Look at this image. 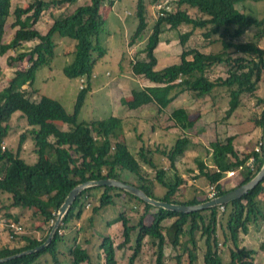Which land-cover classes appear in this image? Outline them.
I'll list each match as a JSON object with an SVG mask.
<instances>
[{
	"label": "trees",
	"instance_id": "trees-1",
	"mask_svg": "<svg viewBox=\"0 0 264 264\" xmlns=\"http://www.w3.org/2000/svg\"><path fill=\"white\" fill-rule=\"evenodd\" d=\"M78 1L32 0L26 6L12 8L11 0H0V55L11 50L15 52V56L10 59L11 64L23 62L26 58L30 63L26 70H16L3 85L5 77L0 65V199L6 198L8 205L5 208L8 211H30L38 219L36 231H42V224H51L43 238L22 236L25 242L23 246L0 247V259L43 245L68 195L86 182L109 179L123 181L140 188L150 198L173 204L197 205L210 200L209 197L203 200L194 197L185 201L176 198L180 187L186 183L178 171L177 163L191 145L189 135L178 137L171 146H158L149 144V139L146 143L143 133L137 134L136 126L130 122L133 118L112 116L103 120H79L91 92L95 67L107 55L100 40L105 30L102 9L106 3L113 8L121 0H90L88 5L79 6L72 13L54 19L46 34L37 29L45 10L73 5ZM154 1L157 6L166 4L157 10L155 24L141 51L143 57L130 62L133 77H142L153 86L145 87L138 81H132L131 96L123 97L120 101L123 107L134 111L153 105L157 107L158 115L168 114L169 128L188 133L200 120V114L195 115L185 107H175L168 112V107L184 93L196 99L210 97L214 107L219 100L223 104L224 101L231 103L245 95L256 97L257 104L264 105V99L256 95L259 83L264 80V48L260 47L264 38V7L254 10L250 6L264 3V0H173L175 7L171 9L170 0ZM137 4L138 26L130 37V47L143 40L148 26L144 0H137ZM190 9L195 10L197 15H192ZM11 17L14 21L10 27L15 33L6 42V27ZM182 26L190 30L180 34L183 47L180 62L157 70L155 50L161 34L165 30H179ZM253 29L257 30L253 41L238 40ZM197 31L209 40V44L220 43V52L204 53L195 48L188 49L187 42ZM58 39L60 42L64 39L75 42L72 52H67L73 54V60L63 67L65 76L85 81L83 88H79L72 113L66 110L60 100L51 96L41 95L38 100H33L38 71L44 67L52 69L58 57ZM32 41H36L32 47L25 45ZM121 66L124 67L123 62ZM219 66L227 69V76L211 79L210 71ZM24 86L33 91L29 93ZM17 113L21 117L17 121L25 120L28 127L20 133L18 149L14 152L4 144L13 116ZM57 123L67 125L69 129L64 130ZM254 124L264 130V110L256 114ZM126 126H129L128 130L131 128L136 131L135 137L141 143L137 154L130 150L124 133ZM236 139L237 136H227L224 141L209 143L211 163L215 167L213 171L209 170L205 161L199 160L197 163L198 177H203L209 187H215L216 197L250 182L264 166V137H261L255 150L246 153L236 148ZM27 140L33 142L37 157L36 163L32 165L21 157ZM145 166L153 172V176ZM232 170H239L240 179L232 188L224 189L221 181ZM127 175H131L135 181L126 180ZM157 185L165 190L163 196L155 193ZM94 192H98V204L92 209L90 223L104 208L118 207L117 199L122 196L134 201L139 207L143 206V213L136 224L124 212L109 222V226L121 223L123 240L115 246L111 237L103 236L99 244L98 264H102L101 253L104 255V264H117L116 250L131 251L127 264H134L143 251L145 238H149L155 248L153 264H167L165 248L182 247V239L188 236L192 241V247L188 250V264H197L196 235L199 232L201 237L206 238L203 264H224L218 228L222 232L223 246H229L230 249L229 264H257L255 258L258 252L264 251V242L253 249L243 247V236L249 233L250 227L264 221V204L260 200L264 194V179L244 197L223 205V213L220 207L192 213L168 211L156 208L122 189L100 186L90 187L78 195L46 247L0 264H41L46 260L52 264H92L90 253L80 243L76 244L77 236L68 239L60 231L68 234V230L71 231L82 220L84 210L88 205L91 206L90 199L95 197ZM7 215L12 222L21 224V217ZM147 219H150L149 223H146ZM168 219L173 222L166 228L163 223ZM134 233L138 240L135 246H130ZM70 241L75 245L67 247ZM65 249L67 251L63 252ZM67 255L70 257L69 263L61 258Z\"/></svg>",
	"mask_w": 264,
	"mask_h": 264
},
{
	"label": "rangeland",
	"instance_id": "rangeland-1",
	"mask_svg": "<svg viewBox=\"0 0 264 264\" xmlns=\"http://www.w3.org/2000/svg\"><path fill=\"white\" fill-rule=\"evenodd\" d=\"M11 1H12V8H15L19 6L20 7L26 6L32 0H11ZM144 4H145L144 14L148 24L147 31L145 33L143 40H141L139 43H137L132 47L129 46L130 37L135 32L138 26L137 0H121L116 2L113 8L108 3H106V5L104 6L105 9L103 10V17H105L104 20L105 30L104 33L101 35L100 40L102 45L107 50V55L102 60H100L95 67V70H98L100 72V75L98 78L92 81L91 92L88 94L85 106L83 107L80 113V117H79L80 121L103 120L112 116L124 118L127 116L128 112L130 111L125 107H123L120 102L121 101L120 99H122L123 96L127 97L125 95H128L130 88L127 81L123 82L122 86H119V84L116 83L117 80L123 79V77L120 76L121 74L118 72V66L120 60L122 59V55L125 52L127 61L125 60L123 61V66H124L123 70L125 69L126 72L123 71L122 72L124 76H126L127 72L129 71L128 68L129 56H132L134 60L143 57L141 51L145 47L147 43V39L151 34L152 28L155 24L158 15L157 10L160 8V6L156 5L154 0H144ZM165 4L166 3L162 4V6H164ZM170 4H171L170 9L175 7L173 0L172 1L170 0ZM71 6L72 5H66L61 8L51 9L53 11L52 16L56 14L60 18L62 15H65L66 13L74 9V6L72 7ZM250 6H252L253 7L252 9L254 10H262V8L264 7V3L251 4ZM239 8L242 10L241 6H239ZM189 12L194 16L197 15V12L195 10L190 9ZM50 13L51 12L47 13V10H45L42 14H44V16L46 15V17L49 18L48 15ZM54 19L55 17H53V20ZM13 21L14 18L11 17L7 23L6 36H5L6 42L9 41L10 37L12 36V33L15 32V30H11L10 27V24ZM37 29L41 31L38 28V26ZM189 30H190L189 27L182 26L180 27L179 30H172V31L165 30V32L161 34L160 43L157 49L155 50V54L158 58V64L156 66L157 70L175 64V62L176 63L179 62L180 54L183 51V47L180 44V34L188 32ZM256 31H257L256 29L250 30L245 34V36H243V38L238 40L241 42L253 41ZM57 42L59 44L57 48L58 57L55 59L52 69L44 67L38 71L35 82L36 93L33 96V100L34 99L38 100L41 95H48L55 99L60 100L64 105V107L66 108V110L72 113L74 110L77 94L79 92L81 83L79 79H70L66 77L63 72V67L73 60V54L67 52L68 51L72 52V50L74 49L75 42L69 39H64L62 42H60V40L58 39ZM35 43L36 41H32L25 43V45H27V47H32ZM221 46L222 45L220 43H215L213 45L209 44V40L204 38L202 33L198 31L194 33V35L187 42L188 49L195 48L204 53H211V52L219 53L220 49L222 48ZM260 47L264 48V38L260 42ZM14 56H15V52L11 50L4 55H0V65L3 69V75L5 77L4 80L2 81V85L7 83V80H9V78L13 75V73L16 70H26L30 65L28 58H26L23 62H17L11 64L10 59L13 58ZM209 76L211 79L217 77H226L227 69L224 66L215 67L210 71ZM263 81L264 80H262V82L259 83L258 90L256 92L257 97L262 99H264ZM138 83L142 86H146V85L153 86V84H151L148 80L142 77L139 79ZM23 88H27L29 93L33 91V89H30L27 86H24ZM222 104L223 102L219 100L218 102H216V106L214 107L210 97H207L205 99H196L193 98L188 93H185L184 95L180 96L174 103H172L168 107V110L169 109L173 110L175 107H185L191 113H195V115L200 114L201 117L200 120L195 125V127L192 130L187 131L188 133H184L182 130H179L178 128H169L170 122L168 120V114L158 115L157 110L153 105L136 110L135 112H132V114L130 115L133 116V119H131L130 122L133 123L134 126H136L137 130L142 131V133L145 135L144 139L146 143H147V139H149L148 142L149 144H154V143L157 144L161 140V138H158V133L157 134L155 133V135L151 134V130H158V128L156 127H159V130L169 129L167 131L169 141L165 138L164 139L166 143H170V144H173L178 137L184 134L189 135L190 140L194 145L189 147V149L191 148L190 152L187 153V156L182 158V161L179 164V172L181 174H184L185 179L187 180L186 185L187 184L188 185L186 187H184L185 185L180 187L176 197L178 200L185 201L190 198L196 197V195L202 197L203 194L205 195V197L208 196L210 187L209 189L207 188L208 187L207 183L205 182L203 177L199 178L201 181L194 183V180H198L196 179L198 177L197 175L198 169L195 162L192 159L194 157L196 158L203 157L204 159H207L206 162H209V156H208L209 151L207 150L209 143L216 140L224 141L227 138V136H237V139L234 142L236 148L237 149L242 148L244 152H251L256 149L258 142L260 141L261 137H263L264 130L255 127L254 124V118L256 114L259 115L262 112V110H264V105L257 104L256 97H250L248 95H245L240 100H235L232 101L231 103L224 101V104L223 105ZM219 107L221 108L219 109ZM18 117L21 118L19 113L13 116V121L9 129V135L6 138L4 144L6 148H9L14 152H16L18 149L20 133H22V131H24L25 128L28 127L25 120L17 121ZM57 124H59V126H61L64 130L69 129L67 125H64L62 123H57ZM125 129L128 130L129 126H126ZM130 130L132 129L130 128ZM129 135H132L130 137L128 136V141H127L129 143L130 150L132 151V153L137 154L138 146H140L141 143L139 140L136 139L135 135H134V140L133 141L131 140L133 137L132 132H130ZM33 150H34L33 142L31 140H27L26 144L24 145L23 151L21 153V157L25 159V161L28 164L31 165L35 164L37 161L36 154L34 153ZM144 168L148 170L151 176H153V172L149 170V168H147L146 166ZM237 175L238 173L236 174L235 178H238ZM125 178L126 180L129 181H133V182L135 181L131 175H127L125 176ZM230 180L232 182L235 181L234 177L224 181L228 182ZM229 184L230 185H226L227 188L225 189H230L233 186H235L232 183ZM203 189L204 190L206 189L207 193H204ZM164 191L165 190L161 186L157 185V188L155 189V193L158 196L159 195L161 196ZM94 193H95V197H92L90 199L91 206L89 205V207H87V209L84 210V214L86 216L82 220V224L80 227L81 229L79 230V233L82 232L83 234L82 243H80L81 247H83V245L86 244L85 240L83 239H87L88 244L90 246L88 248V251L91 255L92 264H98V249L96 248V246L98 242L103 241V237L100 236L102 235V232H104L106 229L103 226L108 222H112L118 216L119 212H121L119 206L123 207V205L120 204L118 207L104 208L95 217L94 221L90 223L89 218L92 216V209L97 204V197H98V192H94ZM260 200L264 204V194L260 196ZM118 202H120V200H118ZM6 205H8L6 198L5 197L1 198L0 199V247L2 246H9L12 248L21 247L25 244V242L22 240V236H32V237L34 236L36 238L37 235H39L38 234L39 231L37 232L35 230L38 224V219H36L31 214L30 211H23L20 209H12L8 211L5 208ZM132 211L133 212L130 213H132V215L134 216L133 222L137 223L139 217L143 213V206L139 207L138 209H133ZM8 213L13 216L17 215L21 217V221H20L21 224L12 222L11 217H8L7 215ZM150 219H148V222L150 221ZM39 220L42 219L39 218ZM56 221L54 223L52 222V224L54 225V229H52V232H50L52 235L54 234L55 230H58V227L60 225L59 222L57 228H55ZM13 226L20 227L22 228V230L11 231L14 229ZM263 226L264 224L260 225L257 228L254 227L255 234L259 233L261 236L264 235ZM44 232L41 233L39 238H43L46 235V233ZM108 233L112 238H114V240H116L115 238L121 237L119 233H116V230L113 227H111L108 230ZM14 234L16 235V237H14ZM51 234H49V236ZM62 234H64V231H62ZM217 234L218 237H220L219 248L221 250V257L223 263L229 264L230 249L229 246L224 247L222 244L223 240H222V232L220 228H218ZM75 235H77L75 231L72 234V232L68 230V237H67L68 239L72 238L73 236L75 237ZM260 235L257 238H261ZM137 240H138L137 234L134 233L130 244L132 246H135ZM145 240L147 241L144 242ZM196 240L198 241L197 243L198 250L196 254H199L201 249L204 250L206 249L205 241L203 240V237H201L200 232L197 233ZM249 242L250 241H248L247 244H250ZM71 243L75 245L73 241H71ZM144 243L146 245L145 250L148 260L142 259L139 263L140 264H148V262L152 263L153 261L152 258L154 257L155 254L154 253L155 248L153 247L152 243L149 241V238L148 239L145 238L143 240V244ZM182 244L183 247L179 249V252H175L171 246H167L165 248L167 264H188V255H186L187 251L184 252V255H186V257L184 258L185 261H183L182 258L180 257V253L185 251L186 247L189 248L190 246H192V241H190L189 236L184 237L182 239ZM251 247L253 248L254 246L251 245ZM130 252L131 251L118 250L117 252L118 263L125 264L126 256ZM200 255H202V253ZM61 258L63 260H66L65 256H61ZM47 259L50 260V258ZM168 259L169 260L171 259V261L173 262L171 263L168 262L169 261ZM44 262L45 263L41 262V264H52L51 261L48 262L44 261ZM255 262L257 263L256 258H255ZM197 264H203V261ZM261 264L264 263L261 262Z\"/></svg>",
	"mask_w": 264,
	"mask_h": 264
},
{
	"label": "crops",
	"instance_id": "crops-1",
	"mask_svg": "<svg viewBox=\"0 0 264 264\" xmlns=\"http://www.w3.org/2000/svg\"><path fill=\"white\" fill-rule=\"evenodd\" d=\"M80 2V3H79ZM79 3V4H78ZM82 3V4H81ZM90 3V0H80V1H78L76 4H73L72 6H74V9H72L70 12H68V13H66L65 15H68V14H70V13H72L76 8H78L79 6H83V5H88ZM71 6V7H72ZM20 7V6H19ZM70 7V8H71ZM105 9V7H103V9H102V13H103V10ZM48 12H51L48 16H49V18H47L46 17V15L44 16V14H42V17L40 18V20L38 21V24H37V26H38V28L42 31V33H43V31H44V34H46L48 31H49V29L51 28V26L53 25V21H55V20H53V17H55V19H57V18H59V16H57L56 14L55 15H53L52 16V13H53V11L51 10V9H49V10H47V13ZM65 15H62V16H65ZM104 19H105V17H104ZM45 27V28H44ZM15 33V32H14ZM14 33H12V34H14ZM125 53V52H124ZM123 53V55H122V59L120 60V62H119V66H118V72L121 74L120 76H122L123 77V79H119V80H117V84H119V86H122L123 85V82H126L127 81V83H128V85H129V93H128V95H125V96H127V97H130L131 96V82L132 81H139V79L141 78V77H133V75H132V72H131V67H130V62L132 61V60H134L133 58H132V56H129V58H128V68H129V71L127 72V75L126 76H124V74H123V72H126V70L124 69L123 70V68H122V66H121V63L124 61V56H125V61H127L126 60V53L124 54ZM171 56V55H170ZM179 62H180V60H179ZM178 62V63H179ZM176 63V62H175ZM167 67V66H166ZM163 69V68H162ZM159 70H161V69H159ZM123 71V72H122ZM99 75H100V72L98 71V70H95V72H94V79H96V78H98L99 77ZM13 76V75H12ZM11 76V77H12ZM11 77L9 78V79H11ZM93 79V80H94ZM8 81V80H7ZM147 86H151V85H146L145 87H147ZM185 94V93H184ZM183 94V95H184ZM124 97V96H123ZM122 97V98H123ZM121 100V99H120ZM155 107V106H154ZM155 109L157 110V107H155ZM136 110H134V111H129L128 112V114H127V116L126 117H124V118H130V117H132L133 118V116H130L131 114H132V112H135ZM171 110H168V112H170ZM170 125V124H169ZM163 131V132H162ZM167 131L168 130H159V128H158V130H151V134L152 135H155V133L157 134L158 133V138H161V140L159 141V143H157V144H152V145H158V146H171L172 144H170V143H166L165 142V139H167L168 141H169V137H168V134H167ZM130 132H132L133 133V137H132V141L134 140V135H136V131L135 130H124V133H125V136H126V138H127V141H128V136L130 137V136H132V135H129V133ZM139 132V133H138ZM142 133V131L141 130H137V134H141ZM162 134V135H161ZM163 134H164V136H163ZM165 138V139H164ZM161 144V145H160ZM169 144V145H168ZM192 145H194V144H192V142H191V145L190 146H192ZM189 146V147H190ZM240 151H242V152H244V150L242 149V148H238ZM190 150H191V148L190 149H188L185 153H184V155L181 157V159L179 160V163H177V168H178V171H179V164L181 163V161H182V158H184L185 156H187V153H189L190 152ZM208 151H209V147H208V149H207ZM207 151V152H208ZM244 153H246V152H244ZM208 156H209V162H206V160L207 159H204L203 157L202 158H196V157H194L192 160L195 162V164H196V166H197V169H198V165H197V163H198V161L199 160H202V161H205V163L207 164V166H208V168H209V170H211V171H213L214 170V166L212 165V163H211V158H210V156H211V153H209L208 154ZM166 162V161H165ZM194 166V165H193ZM180 173V172H179ZM181 174V173H180ZM182 176H183V178L185 179V176H184V174H181ZM198 176H199V170H198V174H197ZM238 176V175H237ZM236 177V176H235ZM234 177V180L235 181H224V180H222L221 181V185L224 187V189L225 188H227L226 187V185H230L229 183H232V184H234V185H236L237 183H238V181H239V179H240V177L238 176V178H235ZM200 177H197L196 179H198V180H194V183H197V182H199V181H201L200 179H199ZM205 180V179H204ZM185 181H186V183H187V180L185 179ZM205 182H206V180H205ZM186 183L183 185L184 187H186L187 185H186ZM207 183V182H206ZM206 185V184H205ZM204 185V186H205ZM207 188L209 189V185L207 184ZM201 188V187H200ZM202 189V188H201ZM207 189V190H208ZM204 190V189H203ZM206 191V189L203 191L204 193H207V191ZM164 193H165V191L163 192V194L161 195V196H163L164 195ZM94 196H95V193H94ZM160 196V195H159ZM176 197H177V195H176ZM206 197H209V194H208V196H206ZM205 197V195L203 194V196L201 197V196H198V195H196V198H198V199H200V198H202L201 200H203V199H205L206 198ZM118 200H120V202H118ZM117 205L119 206L120 204H122L123 205V207H121V206H119L120 207V209H121V212H124L125 214H126V216L132 221V223L133 224H136L135 222H133V215H132V213H130V212H133L132 210L133 209H138L139 208V206L134 202V201H131V200H129V199H127L126 197H120L119 199H117ZM97 204H98V202H97ZM96 204V205H97ZM121 212H119V213H121ZM86 215L84 214L83 215V217H82V220L84 219V217H85ZM82 220L81 221H79V222H77L76 223V226H77V228H76V226L74 225V227H73V229L71 230V232H72V234L74 233V231L76 232V233H78V235H75V237L77 236V241H76V244L77 243H82V238H83V234H82V232H80L79 233V230L81 229L80 227H81V224H82ZM150 222V221H149ZM148 222V219L146 220V223H149ZM172 222H173V220L172 219H168V220H165L164 221V223H163V226L164 227H169L171 224H172ZM264 224V221L263 222H261L260 224H258L257 226H255V225H253V226H251L250 227V231H249V233L247 234V235H245L243 238V247H246V248H248V249H253V248H256V247H258L262 242H264V235H260L259 233L258 234H255V232H254V227H259L260 225H263ZM48 227H49V224H42V231L41 232H38V234L39 235H37V237L36 238H38V239H40L39 237H40V235H41V233H43L46 229H48ZM103 227H105L106 229H105V231L104 232H102V235H100L101 237H103V236H109V237H111L110 235H109V233H108V230L111 228V227H113L115 230H116V233H119L120 235H121V237H119V238H115L116 240H114V238H112V240L114 241V243H115V246H117V245H119L121 242H122V225H121V223H115L114 225H111V226H109V222L108 223H106ZM264 227V226H263ZM75 229V230H74ZM76 230H78V231H76ZM65 235H67L68 236V234H67V232L66 233H64ZM261 236V238H257L258 236ZM115 236V235H114ZM188 236V235H187ZM74 237V236H73ZM72 237V238H73ZM148 239V238H147ZM83 240H85V242H87L86 244H84V242H83V248L84 249H86L87 251H88V248L90 247L89 246V244H88V241H87V239H83ZM120 240V241H119ZM203 240L204 241H206V238H203ZM147 240H145L144 242H146ZM150 241V240H149ZM248 241H250L249 243L250 244H247L248 243ZM151 242V241H150ZM196 242L198 243V241L196 240ZM99 244H100V242H98V244H97V246H96V248L98 249V253H99ZM71 245H73L72 243H71V241L70 242H68V245H66L67 247H69V246H71ZM251 245H253L254 247L252 248L251 247ZM66 246H64V247H66ZM74 246V245H73ZM130 246H132L131 244H130ZM145 247H146V245H145V243H144V247H143V251H142V253H141V255L137 258V260H136V262L134 263V264H140L139 262L142 260V259H145V260H148V258H147V256H146V250H145ZM182 247H183V244H182ZM182 247H177L176 249H173L175 252H179V249L180 248H182ZM192 246H190L189 248H187L186 247V249H185V251H183V252H181L180 253V257L182 258V260L183 261H185V257H186V255H188V250L191 248ZM198 247V246H197ZM67 251V249H65L63 252H66ZM121 251H129V250H121ZM187 251V254L186 255H184V252H186ZM89 252V251H88ZM117 252H118V250H116V260L118 259V257H117ZM204 252H205V250L204 249H201L200 250V253L199 254H197V256H198V263H201V261H203L202 259H203V256H204ZM202 253V255H200ZM65 254H67V253H65ZM130 254H131V252L126 256V263L125 264H127V260H128V257L130 256ZM101 258H102V264H104V255L101 253ZM165 256H166V254H165ZM66 257V260H65V263H69L70 262V257L67 255V256H65ZM145 257V258H144ZM153 259V261H152V263L151 262H148V264H153V262H154V257L152 258ZM45 260V259H44ZM169 260V259H168ZM43 261V260H42ZM256 261H257V263L258 264H261V262L262 263H264V251H259L258 252V254H257V256H256ZM46 262H48V260H46ZM168 262H173V261H171V259L168 261ZM117 264H119L118 263V260H117Z\"/></svg>",
	"mask_w": 264,
	"mask_h": 264
},
{
	"label": "water",
	"instance_id": "water-1",
	"mask_svg": "<svg viewBox=\"0 0 264 264\" xmlns=\"http://www.w3.org/2000/svg\"><path fill=\"white\" fill-rule=\"evenodd\" d=\"M263 137H264V133H263ZM263 179H264V166L261 169V171L256 175V177L254 179H252L250 182L246 183L245 185H242V186H240V187H238L232 191H229L220 197H216L214 199H211L209 201H206V202H203V203H200L197 205H180V204H173V203H168V202H164V201H157L153 198H150L140 188L133 186L131 184H127L126 182H123V181H118V180H113V179L100 180V181H90V182H86L84 184L77 186L68 195L65 202L63 203V205L59 209L58 218L56 221L55 228H57L59 222L62 221L63 217L68 214L69 209L71 208V206L75 202L78 195L82 191H84L90 187H100V186L101 187L102 186L116 187V188L122 189V190L138 197L139 199L143 200L144 202H146V203H148V204H150L156 208H162V209H165L168 211H174V212H180V213H192V212H198V211H202V210L213 208V207H220V206H223V205H225V204H227L233 200L240 199V198L244 197L245 195H247L258 184H260ZM52 236L53 235L51 234L49 236L48 240L43 245L39 246L38 248H36L34 250L26 251L24 253H21V254H18V255L9 257V258L0 259V262L8 261L12 258H16V257L23 256L26 254H31V253H34L36 251L43 249L44 247H46L51 242Z\"/></svg>",
	"mask_w": 264,
	"mask_h": 264
},
{
	"label": "built area",
	"instance_id": "built-area-1",
	"mask_svg": "<svg viewBox=\"0 0 264 264\" xmlns=\"http://www.w3.org/2000/svg\"><path fill=\"white\" fill-rule=\"evenodd\" d=\"M160 6V8L161 7H163L162 5H159ZM167 9H169V8H167ZM80 83H81V88H83V85H84V83H85V81H84V79H81L80 80ZM251 163H252V161L250 162V165H251ZM253 164V163H252ZM239 170H242L241 168L239 169ZM238 170V171H239ZM238 171H234V170H232V171H228L227 173H226V175H225V178L223 179V180H229L230 178H232V177H235L236 176V174L238 173ZM216 190H215V187L214 186H210V189H209V198H210V200L211 199H214V198H216ZM89 206V205H88ZM220 211L223 213L224 211H225V208H224V206H220ZM13 230L12 231H21L22 230V228H20V227H16V226H13ZM15 233V232H14ZM19 233V232H18ZM60 234H62V231H60Z\"/></svg>",
	"mask_w": 264,
	"mask_h": 264
},
{
	"label": "clouds",
	"instance_id": "clouds-1",
	"mask_svg": "<svg viewBox=\"0 0 264 264\" xmlns=\"http://www.w3.org/2000/svg\"><path fill=\"white\" fill-rule=\"evenodd\" d=\"M87 207H89V206H87ZM53 229H54V227H53Z\"/></svg>",
	"mask_w": 264,
	"mask_h": 264
}]
</instances>
